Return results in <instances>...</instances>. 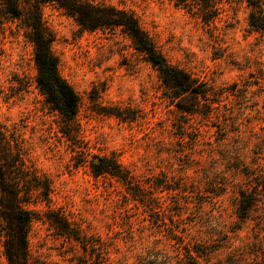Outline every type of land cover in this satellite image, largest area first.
<instances>
[{
  "label": "rangeland",
  "instance_id": "rangeland-1",
  "mask_svg": "<svg viewBox=\"0 0 264 264\" xmlns=\"http://www.w3.org/2000/svg\"><path fill=\"white\" fill-rule=\"evenodd\" d=\"M85 1L134 14L165 59L210 86L219 103L208 115L180 113L122 29L82 30L46 4L60 74L80 98L73 126L62 129L37 88L32 43L17 22L0 26V122L53 183L50 202L32 206L41 213L28 236L31 264H180L187 244L220 246L200 264H226L238 192L264 180V30L248 25L241 0H223L211 25L171 0ZM85 153L114 156L131 184L93 177ZM258 200L264 212L263 193ZM48 210L80 240L63 236Z\"/></svg>",
  "mask_w": 264,
  "mask_h": 264
},
{
  "label": "trees",
  "instance_id": "trees-1",
  "mask_svg": "<svg viewBox=\"0 0 264 264\" xmlns=\"http://www.w3.org/2000/svg\"><path fill=\"white\" fill-rule=\"evenodd\" d=\"M171 1L211 25L222 11L220 5L223 0ZM241 1L246 2L250 9L248 25L256 31L264 30V0ZM46 4L62 10L82 30L122 29L132 40L134 48L158 71L165 98L180 113L208 115L215 108V103H219L210 86L165 59L129 11L85 0H0V26L17 22L25 38L32 43L37 88L49 108L63 121L62 129L73 126L80 98L60 74L59 59L52 51L54 34L43 18L42 9ZM108 111L109 115L124 119L120 108L111 107ZM86 155L87 160L83 163L87 164L93 177L108 175L125 186L131 184L129 172L114 156H92L89 159ZM254 181L255 189L250 187L238 192L236 210L240 224L234 231L235 236L227 237L223 244L230 249L226 264H264V212L258 200L259 195L264 194V180L260 177ZM52 192V180L29 160L23 141L0 122V244L7 264H31L28 236L33 222L41 213L32 206L48 204ZM47 218L63 236L80 240L62 213L48 210ZM244 225H249L250 234L242 239L238 232H242ZM219 247L187 244L180 264H200V259L217 257Z\"/></svg>",
  "mask_w": 264,
  "mask_h": 264
}]
</instances>
